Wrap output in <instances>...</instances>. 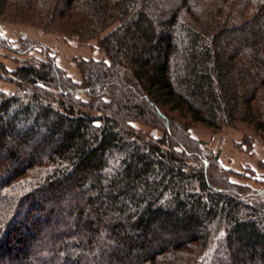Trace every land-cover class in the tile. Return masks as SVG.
I'll return each mask as SVG.
<instances>
[{
	"label": "trees",
	"instance_id": "obj_1",
	"mask_svg": "<svg viewBox=\"0 0 264 264\" xmlns=\"http://www.w3.org/2000/svg\"><path fill=\"white\" fill-rule=\"evenodd\" d=\"M0 22L104 54L78 82L0 64V264H264V189L191 135L264 139V0H0Z\"/></svg>",
	"mask_w": 264,
	"mask_h": 264
},
{
	"label": "rangeland",
	"instance_id": "obj_2",
	"mask_svg": "<svg viewBox=\"0 0 264 264\" xmlns=\"http://www.w3.org/2000/svg\"><path fill=\"white\" fill-rule=\"evenodd\" d=\"M0 33V64H4L8 71H13L29 59L47 60V56H51L60 68L78 82L81 76L77 59L104 58L95 40L81 45L74 39L63 40L57 35L9 22H0ZM17 91L15 83L0 78V93L13 94ZM135 127L156 137L162 135V132L146 125L135 124ZM191 135L203 143V148L217 154L225 169L236 173L232 176L234 183L254 190L264 189V139L251 128L243 125L213 132L196 126L191 129Z\"/></svg>",
	"mask_w": 264,
	"mask_h": 264
}]
</instances>
